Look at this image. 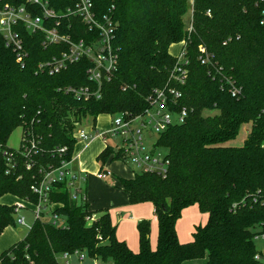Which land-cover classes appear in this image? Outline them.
Masks as SVG:
<instances>
[{
    "label": "trees",
    "instance_id": "trees-1",
    "mask_svg": "<svg viewBox=\"0 0 264 264\" xmlns=\"http://www.w3.org/2000/svg\"><path fill=\"white\" fill-rule=\"evenodd\" d=\"M0 1L43 16L32 0ZM41 1L58 16L45 21L46 27L59 22V32L72 40L88 37L80 18L67 14L75 9V1ZM91 2L99 21L112 22L117 57L116 68L100 86L89 80L92 64L86 58L54 74L41 68L67 51V44L46 47L42 31L32 33L19 24L24 52L19 61L18 52L0 33V198L9 195L37 204L31 187L49 170L72 160L82 118L91 116L95 122L100 115L127 114L134 119L151 107L148 99L155 90L176 88L182 97L172 111L186 107L189 113L182 124L171 125L157 138L156 146L167 152V177L136 173L120 179L131 205H152L156 247L151 245L149 221L137 225L139 250L134 252L117 238L108 209L91 210L85 192L76 200L65 183H55L49 204L55 205L52 214L65 227L47 216L35 219L24 240L0 253V264H57L61 254L77 250L113 264L202 259L206 264H259L262 253L256 237L264 235V25L257 0H193L191 32L185 20L188 0ZM184 41L189 63L181 65L186 74L180 84L171 79L178 57L170 48ZM199 46L211 55V66L201 64ZM69 89H88L90 97L86 100ZM207 111L217 113L206 116ZM247 124L243 146H229ZM18 128L23 136L14 150L7 141ZM64 147L66 152L60 154ZM122 159L110 146L97 157L102 166ZM192 206L208 220L196 227L192 241L182 243L176 225ZM15 213V205L0 204V235L16 224Z\"/></svg>",
    "mask_w": 264,
    "mask_h": 264
},
{
    "label": "built area",
    "instance_id": "built-area-1",
    "mask_svg": "<svg viewBox=\"0 0 264 264\" xmlns=\"http://www.w3.org/2000/svg\"><path fill=\"white\" fill-rule=\"evenodd\" d=\"M75 1V9L68 10L67 14H74L80 18L82 23L88 29V37L79 40H72L69 36L63 35L59 32L58 27L60 23H56V27L51 28L45 26V21L57 18L56 12L49 7L48 2L41 0H32V3L38 5L43 16H35L25 7H14L9 4H4L0 1V33L4 35L7 45L12 47L14 51L18 52L19 61L24 55L23 43L16 30V26L23 24L28 31L35 33L42 31L45 36L44 46L58 45L61 43L67 44L68 50L62 52L59 57L53 58L51 61L41 65V68L50 69V73H58L68 67V65L79 62L81 59H88L92 66L88 69L89 80L96 82L98 86L104 79H109L110 75L116 68L117 57L112 46V22L105 18L104 21H99L96 17L93 4L91 0H73ZM261 7L260 24L264 25V0H257ZM192 17V15H191ZM188 31H192L191 23H189ZM187 42H183L177 57L176 72H172L171 79L179 81L181 77L185 76L186 71L182 66H187L189 61L186 50ZM199 55L201 64L204 66H211V55L204 46H199ZM182 65V66H181ZM77 96H83L87 100L90 95L88 89L72 90ZM236 95V90L232 92ZM95 95L98 96L96 92ZM182 97L180 90L172 87H165L164 89H157L149 97L151 107L146 110L144 115L138 116L134 119L127 118V114H120L114 117L111 129L108 134L113 137H121L122 145L116 147V151L122 154L123 161H129L131 167H134L136 173L156 174L162 178H166L169 172V160L167 159V152L163 155L162 149L158 150L156 144L154 149H147V136L157 135L166 131L171 125L182 124L188 116L189 110L186 107H181L179 111H172L176 106V100ZM148 116V120H142L139 124L135 122L139 119ZM75 139L84 143H89L94 136L88 134L85 130H79L75 133ZM33 145V143H32ZM67 148L59 149L60 154H64ZM29 150L26 149L23 153L26 155ZM73 161L63 162L59 168H54L45 173L40 182H36L31 190L39 198L37 204H31L25 201L26 204L34 206L35 219H42L47 216L54 225L65 227L64 221L57 215L52 214L55 208L54 204H49V193L55 183H65L76 200L83 197L84 190L81 183H85L86 179L73 168ZM112 176L108 170H104L97 174V178L105 180ZM85 198V197H84ZM18 203L15 205V212L20 209H25V203ZM235 207V206H234ZM94 217L90 219L93 221ZM19 223L24 224L25 218H19ZM264 240V235L256 237ZM76 256L80 261H84L87 255L80 251L73 253H63L59 257L65 260V264L69 263V258ZM259 264H264L261 257H257ZM59 264V262L57 263ZM113 264V263H107Z\"/></svg>",
    "mask_w": 264,
    "mask_h": 264
},
{
    "label": "rangeland",
    "instance_id": "rangeland-1",
    "mask_svg": "<svg viewBox=\"0 0 264 264\" xmlns=\"http://www.w3.org/2000/svg\"><path fill=\"white\" fill-rule=\"evenodd\" d=\"M192 6H193V0H188V12L185 16L186 26L189 25V21L191 19ZM181 48L182 47L179 44L173 45L171 47V52L176 54L177 51H180ZM216 113H217L216 111H207L205 112V115L210 116ZM113 119L114 117L110 115H100L99 117H97L96 119L97 130L106 133L109 130ZM148 119H149L148 116L144 117L142 119L137 120L135 124L137 125L142 120H148ZM96 121L94 122V119L91 116L82 118L81 122L78 123L76 126L75 133H77L79 130H85L88 134L92 136L96 135L98 133V132H95L96 128L94 124L96 123ZM249 129H250V125L248 124L243 125L240 129L238 137L234 139L233 141L229 142L228 145L235 146V147L243 146V144L245 143V140L247 139ZM22 136H23V129L22 128L16 129L10 135L7 141V146L11 149L18 150L21 145ZM106 138H107L106 145L114 149H116L117 146L120 147L122 145L121 137H113L109 134H106ZM157 138H158L157 135L147 136V139H148L147 149H150V150L154 149V145L157 142ZM104 149H105L104 145L101 143L100 140L97 139L93 141L92 143L88 144L82 151L81 160L89 163V168L92 169L91 171L89 170L90 175L102 167L101 162H98V161L96 162V158L99 154L103 152ZM157 149L161 150V148H157ZM165 153L166 151L162 149V154L164 155ZM104 170H108L110 173H112L114 175V178L107 179V180H104V182L103 181L102 182L104 184H108V185L118 187V188H120V179H131L137 172V170L134 167H131L129 161H123V160H114V161L107 162L104 166ZM102 182L94 177L89 178L88 184H87V193L90 194V196L88 197L89 202L91 203L92 201L95 200L97 205H101L99 206V208L100 207L101 208L110 207L109 204H106V203H110L114 201V198L110 195L109 189H107V187H104L102 185ZM80 186H82V188L84 189L85 183H81ZM120 196L121 197L125 196L123 195L122 191L118 193V198H120ZM20 202L22 201L13 196H9V195H5L0 198V204H4V205H16ZM22 203H25V202H22ZM138 207L141 208V211L121 212V214H115V212L113 211L112 215H114V217L112 218H113L114 224L117 227V230H116L117 238L120 240L123 239V241L127 243L128 247L132 251L137 252L139 250V237H138L137 225L140 221L146 220V221H149L151 224L150 240L151 242H153V245L151 244L152 248L155 249L156 246H154V243L155 242L157 243V223L155 221L153 223L152 222L153 220H150L149 218L150 215L153 214L152 209H151V204H148V203L139 204ZM193 210H196V211H193ZM194 212L196 213L198 212L205 216V219H203V222L201 224H198V226L203 227L207 223V220H208L207 214L201 212L197 206H192L188 210L184 211L183 216L178 220L177 225H176L178 237L182 243H187L193 240V236L191 235L189 229H190V225L192 221L194 220V214H193ZM21 217L25 218L24 224L19 223V218ZM129 217H133V220L131 219H128L129 221L125 220V218H129ZM14 219H15L16 224L11 227H8L4 231V233L0 235V238H3V235L6 234L5 236L11 237L12 235L13 237L14 236L17 237L18 239L17 241L24 240L33 222L35 221L34 206L30 204H26L25 209H20L17 213H15ZM134 219L136 223H134L135 222ZM153 226H156L155 234H154ZM194 230H195V227L193 228V231ZM154 235H155V238H154ZM10 242L11 241H8L5 244L1 242L0 251H2L3 249H6V250L9 249L12 246L11 244L9 248H7L8 247L7 245H9L8 243ZM133 244H135V246ZM132 246L134 247V249H132ZM256 246H257V250L260 253H262V255L264 256V243L261 238L256 240ZM6 250H3L2 252ZM59 258L60 257H58V259ZM197 261H198L197 264H205L206 262L205 259L197 260ZM69 263L70 264H107V263H103L100 260L95 261L94 259H90L88 257L84 261L80 262L78 261V258L76 256H71L69 258ZM185 264H191V263L188 261V262H185Z\"/></svg>",
    "mask_w": 264,
    "mask_h": 264
},
{
    "label": "crops",
    "instance_id": "crops-1",
    "mask_svg": "<svg viewBox=\"0 0 264 264\" xmlns=\"http://www.w3.org/2000/svg\"><path fill=\"white\" fill-rule=\"evenodd\" d=\"M179 45H181V47L183 46V44L182 43H180ZM172 47V46H171ZM178 52L179 51H177V53L175 54V53H172L171 52V48H170V53L173 55V56H177L178 55ZM97 121H96V123L94 124V126H95V128H96V131L95 132H98L96 135H94V138H93V140L91 141V142H89V143H84V142H82V141H78L77 142V144H76V146H75V152H74V156H73V159H74V161H73V168L76 170V171H78L80 174H81V176H83L85 179H86V181H85V187H84V192L86 193V200H87V202L89 203V206H90V209L91 210H102V209H108L109 211H110V213H111V216L112 217H114V215H112L113 214V211L115 212V214H121V212H136V211H141V208H139L138 207V205H131L130 203H129V199H128V196H127V194L126 193H124L120 188H118V187H114V186H111V185H108V184H104L103 182H104V180H100V179H98L97 178V174L99 173V172H102V171H104V166H102L101 168H99L97 171H95V172H93L91 175H90V171L92 170V169H90L89 168V163L88 162H86V161H82L81 160V154H82V151L84 150V148L88 145V144H90V143H92L93 141H95V140H100L101 141V143L104 145V147L106 148L108 145H106V141H107V138H106V134H108V132H109V130L111 129V125H110V128H109V130L106 132V133H104V132H101V131H98L97 130ZM82 146H84V147H82ZM80 147V148H79ZM79 148V149H78ZM100 155V154H99ZM98 155V156H99ZM97 156V157H98ZM96 162H97V158H96ZM90 170V171H89ZM91 177H94V178H97L99 181H103L102 182V185L104 186V187H107V189H109V192H110V195L114 198V201H112V202H110V203H106V204H109V206L110 207H105V208H99V206H101V205H97V203H96V201L94 200V201H92L91 203L89 202V196H90V194H88L87 193V184H88V180H89V178H91ZM134 177V176H133ZM112 178H114V175L112 174V176L111 177H109V178H107V179H112ZM107 179H105V180H107ZM95 180V179H94ZM120 191H122V193H123V195H125V196H123V197H121L120 196V198H118V193H120ZM97 206V207H96ZM116 206V207H115ZM115 207V208H114ZM190 208V207H189ZM189 208H187L186 210H188ZM151 209H152V213L153 214H151L150 215V220H153L152 222L154 223V221L157 223V221H156V217H155V214H154V209H153V207H152V205H151ZM185 210V211H186ZM193 211H196V210H193ZM198 211V210H197ZM194 214V220L192 221V223H191V225H190V233H191V235L193 236V233L195 232V230H196V227L198 226V224H201L202 222H203V219H205V216L203 215V214H200V213H196V212H194L193 213ZM128 219H131V220H133V217H129V218H125V220H127V221H129ZM112 220H113V218H112ZM134 221H135V219H134ZM133 221V222H134ZM200 222V223H199ZM134 223H136V221L134 222ZM195 227V230L193 231V228ZM153 228H154V234H155V229H156V226H153ZM193 231V232H192ZM157 234H158V227H157ZM6 234H4L3 235V238H0V243L1 242H3V244H5V243H7L8 241H11L10 243H8L9 245H7L8 247L7 248H9V246L12 244V245H14V244H16L17 242H19V241H17L18 239H17V237H13L12 235H11V237H9V236H5ZM122 238H124V237H122ZM154 238H155V235H154ZM187 238V237H186ZM121 240H123V239H121ZM181 242V241H180ZM188 243V242H187ZM151 244L153 245V242H151ZM134 246H135V244H133ZM154 246H156V242L154 243ZM132 249H134V247L132 246ZM3 250H6V249H3ZM2 250V251H3ZM2 251H0V252H2ZM261 258H262V261H264V256L262 255L261 256ZM78 261H80L79 259H78ZM95 261H98V260H95ZM58 262H59V264H65V260L62 258V257H60L59 259H58ZM80 262H82V261H80ZM186 262H188V261H186ZM191 264H197L198 263V261L197 260H195V261H189ZM68 264H70V263H68ZM183 264H185V262L183 263ZM205 264H206V262H205Z\"/></svg>",
    "mask_w": 264,
    "mask_h": 264
}]
</instances>
